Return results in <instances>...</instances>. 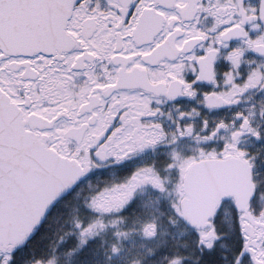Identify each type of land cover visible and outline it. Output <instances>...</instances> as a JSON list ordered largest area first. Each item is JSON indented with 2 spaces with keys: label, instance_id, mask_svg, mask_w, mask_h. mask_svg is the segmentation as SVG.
<instances>
[{
  "label": "snow or ice",
  "instance_id": "1",
  "mask_svg": "<svg viewBox=\"0 0 264 264\" xmlns=\"http://www.w3.org/2000/svg\"><path fill=\"white\" fill-rule=\"evenodd\" d=\"M258 169L264 0H0V264H264Z\"/></svg>",
  "mask_w": 264,
  "mask_h": 264
},
{
  "label": "rangeland",
  "instance_id": "2",
  "mask_svg": "<svg viewBox=\"0 0 264 264\" xmlns=\"http://www.w3.org/2000/svg\"><path fill=\"white\" fill-rule=\"evenodd\" d=\"M163 151H164V149H160L159 150L160 153H163ZM157 156H159L158 158L164 159L163 155L158 154ZM142 163H146V162L144 161ZM111 176L112 177H116L117 175H113V173H112ZM137 199L141 203H147V202H149L150 199H152V197H151V194L148 191H144L143 193H138L137 194ZM69 217H71V215ZM222 217H227L228 222H229L230 216L225 215V216H222ZM221 219H222V222L225 225L228 224V223L225 222L226 220H224L223 218H221ZM149 246H151V245H149L146 241L141 240L139 237H135L132 240H129L124 245L123 254L121 255V257H118L116 260H114L113 264H131V261L134 258H136L137 256H142L146 252L147 247H149ZM100 249L103 251V253H105L104 248H100ZM97 253L98 252H95V254L91 257L92 264H105V258L102 257V256L99 257L98 255H96ZM60 264H74V262H73L72 258L64 256L61 259Z\"/></svg>",
  "mask_w": 264,
  "mask_h": 264
},
{
  "label": "trees",
  "instance_id": "3",
  "mask_svg": "<svg viewBox=\"0 0 264 264\" xmlns=\"http://www.w3.org/2000/svg\"><path fill=\"white\" fill-rule=\"evenodd\" d=\"M261 172L258 174V176L256 178H257V180L260 183L264 184V174L261 173ZM100 181H103V180H100ZM87 192H88V189L84 188L79 193H73V194H71L68 197V199L66 200L65 204L62 206L65 209L67 217H69L70 215L72 216L78 210V208H79V206L81 204V201L87 195ZM71 203L72 204L76 203V208L73 209V207H71ZM61 223H63V221H61L60 223H57L56 219L55 218L53 219V221H52V225H53L52 230H53V232H55L60 227ZM96 252H98L96 255H98L99 257H101V256L104 257V253H103V251L100 248ZM66 257H68V256H66Z\"/></svg>",
  "mask_w": 264,
  "mask_h": 264
},
{
  "label": "flooded vegetation",
  "instance_id": "4",
  "mask_svg": "<svg viewBox=\"0 0 264 264\" xmlns=\"http://www.w3.org/2000/svg\"><path fill=\"white\" fill-rule=\"evenodd\" d=\"M159 156H156V157H145L142 161H140L141 163L142 162H146V163H149L153 158H155V159H157L159 162H161V163H163V161H164V159H162V158H158ZM258 171H259V173L261 172V173H263L264 174V169H258ZM113 173V175H117L116 177H112L111 176V174ZM112 173H105V174H101V175H99L98 177H94L93 178V181H92V183L94 184L97 180H113V179H119L120 178V173L119 172H112ZM111 176V177H110ZM71 207H73V209L74 208H76V203L75 204H72L71 203ZM71 209V208H70ZM69 209V210H70ZM221 218H223L224 220H226L225 222L226 223H228V219H227V217H221ZM223 223V222H222ZM225 226H227V225H225Z\"/></svg>",
  "mask_w": 264,
  "mask_h": 264
}]
</instances>
